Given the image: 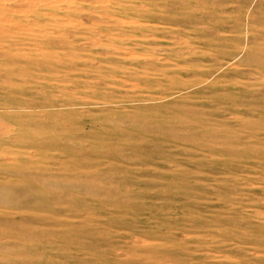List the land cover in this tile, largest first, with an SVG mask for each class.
Instances as JSON below:
<instances>
[{
    "label": "rangeland",
    "instance_id": "rangeland-1",
    "mask_svg": "<svg viewBox=\"0 0 264 264\" xmlns=\"http://www.w3.org/2000/svg\"><path fill=\"white\" fill-rule=\"evenodd\" d=\"M0 264H264V0H0Z\"/></svg>",
    "mask_w": 264,
    "mask_h": 264
}]
</instances>
